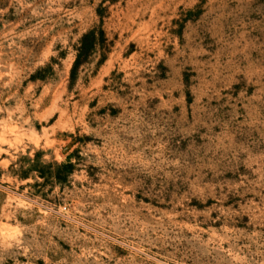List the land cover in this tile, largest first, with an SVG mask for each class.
<instances>
[{
    "label": "rangeland",
    "instance_id": "374dc122",
    "mask_svg": "<svg viewBox=\"0 0 264 264\" xmlns=\"http://www.w3.org/2000/svg\"><path fill=\"white\" fill-rule=\"evenodd\" d=\"M0 264H264V0H0Z\"/></svg>",
    "mask_w": 264,
    "mask_h": 264
},
{
    "label": "trees",
    "instance_id": "16d2710c",
    "mask_svg": "<svg viewBox=\"0 0 264 264\" xmlns=\"http://www.w3.org/2000/svg\"><path fill=\"white\" fill-rule=\"evenodd\" d=\"M100 36L102 38L104 37L103 31H100ZM96 37V32L94 30L89 31L82 37L80 47L77 49V58L71 71L72 78L75 77L77 67L82 58L84 56H91L95 50L97 43ZM74 157L75 155L71 154L64 163L51 162L42 165L41 158L37 155V157L32 160V164L27 170H20L19 178H40L44 181L43 185L52 183V185L64 187L68 184L69 179L75 172L76 163L72 162ZM38 185L40 184L36 183V186Z\"/></svg>",
    "mask_w": 264,
    "mask_h": 264
}]
</instances>
